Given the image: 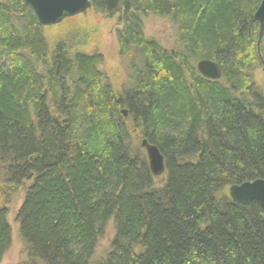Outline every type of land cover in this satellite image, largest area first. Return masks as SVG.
Returning <instances> with one entry per match:
<instances>
[{"label":"trees","instance_id":"16d2710c","mask_svg":"<svg viewBox=\"0 0 264 264\" xmlns=\"http://www.w3.org/2000/svg\"><path fill=\"white\" fill-rule=\"evenodd\" d=\"M261 3L123 0L118 87L102 53L51 45L25 0H0V179L26 193L21 264H264L263 209L229 195L264 179ZM151 15L174 25L176 48L145 37ZM202 60L220 80L200 75ZM144 140L164 158L161 177ZM7 216L0 208V263ZM110 222L109 251L93 261Z\"/></svg>","mask_w":264,"mask_h":264},{"label":"rangeland","instance_id":"374dc122","mask_svg":"<svg viewBox=\"0 0 264 264\" xmlns=\"http://www.w3.org/2000/svg\"><path fill=\"white\" fill-rule=\"evenodd\" d=\"M143 23L145 37L157 41L166 50L176 48L178 35L174 25L168 19L164 20L151 15L146 17ZM119 29L122 27L118 16L109 19L105 14H97L91 9L86 15H77V17L66 19L61 24L46 27L45 34L51 45L64 40L68 42L71 51H81L88 55L102 53L104 62L100 71L106 73L113 85L120 87L127 83L126 69L129 62L123 60L119 54L116 38V31ZM255 76L256 82L264 89V73L259 70ZM25 194V189L15 191L2 183L0 179V208L8 210L7 221L12 231V244L0 264H21L27 258L16 220L19 208L25 200ZM108 227L106 235L98 244L93 261L103 259L109 251L115 235L113 222H110Z\"/></svg>","mask_w":264,"mask_h":264},{"label":"water","instance_id":"95a60500","mask_svg":"<svg viewBox=\"0 0 264 264\" xmlns=\"http://www.w3.org/2000/svg\"><path fill=\"white\" fill-rule=\"evenodd\" d=\"M123 0H103L106 7V16L111 19L119 16L118 21L122 19ZM26 4L32 9L35 18L41 27H53L66 21V19L77 17V15H86L92 9L90 0H25ZM259 22L258 54H260V45L264 36V0L255 14ZM261 57V54H260ZM262 72L264 73V61L262 60ZM201 75L210 80H219L221 76L220 67L215 62L202 60L197 64ZM126 116V112H122ZM142 148L146 151V157L149 161V169L155 177H161L165 172V162L159 149L148 143L142 142ZM229 195L232 200L238 204L249 205L253 201L260 204L264 211V179L243 183L240 186H231Z\"/></svg>","mask_w":264,"mask_h":264},{"label":"bare ground","instance_id":"6f19581e","mask_svg":"<svg viewBox=\"0 0 264 264\" xmlns=\"http://www.w3.org/2000/svg\"><path fill=\"white\" fill-rule=\"evenodd\" d=\"M122 14H123V11H122ZM105 15H106V12H105ZM258 32H259V31H258ZM259 33H260V32H259ZM258 38H259V36H258ZM196 68H197V67H196ZM197 69H198V68H197ZM198 71H199V70H198ZM261 71H262V68H261ZM199 73H200V72H199ZM200 75H201V74H200ZM201 76H203V75H201ZM203 77H204V76H203ZM220 77H221V76H220ZM204 78H205V77H204ZM206 79H207V78H206ZM220 79H221V78H220ZM220 79H219V80H220ZM209 80H210V79H209ZM213 80H214V79H213ZM213 80H212V81H213Z\"/></svg>","mask_w":264,"mask_h":264},{"label":"flooded vegetation","instance_id":"af4514ba","mask_svg":"<svg viewBox=\"0 0 264 264\" xmlns=\"http://www.w3.org/2000/svg\"><path fill=\"white\" fill-rule=\"evenodd\" d=\"M118 18H119V16H118ZM121 21H122V19H121ZM121 21H120V23H121Z\"/></svg>","mask_w":264,"mask_h":264}]
</instances>
